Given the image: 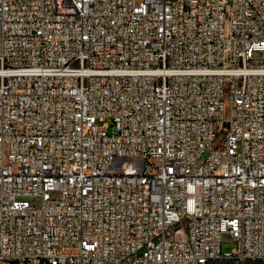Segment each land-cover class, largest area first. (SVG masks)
<instances>
[{
	"label": "built area",
	"instance_id": "1",
	"mask_svg": "<svg viewBox=\"0 0 264 264\" xmlns=\"http://www.w3.org/2000/svg\"><path fill=\"white\" fill-rule=\"evenodd\" d=\"M0 264H264V0H0Z\"/></svg>",
	"mask_w": 264,
	"mask_h": 264
},
{
	"label": "rangeland",
	"instance_id": "2",
	"mask_svg": "<svg viewBox=\"0 0 264 264\" xmlns=\"http://www.w3.org/2000/svg\"><path fill=\"white\" fill-rule=\"evenodd\" d=\"M59 195V192L54 191L52 193L53 197H56ZM34 201L36 202V204L38 205L39 200L38 199H34ZM234 247V242L232 241V239L226 235L222 236V240H221V251L222 252H229L232 250V248Z\"/></svg>",
	"mask_w": 264,
	"mask_h": 264
}]
</instances>
